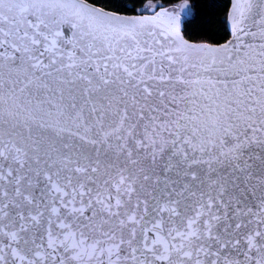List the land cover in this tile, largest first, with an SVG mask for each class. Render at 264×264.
Returning <instances> with one entry per match:
<instances>
[{
    "label": "snow or ice",
    "instance_id": "6c2138e0",
    "mask_svg": "<svg viewBox=\"0 0 264 264\" xmlns=\"http://www.w3.org/2000/svg\"><path fill=\"white\" fill-rule=\"evenodd\" d=\"M204 3L0 0V264H264V0Z\"/></svg>",
    "mask_w": 264,
    "mask_h": 264
},
{
    "label": "trees",
    "instance_id": "16d2710c",
    "mask_svg": "<svg viewBox=\"0 0 264 264\" xmlns=\"http://www.w3.org/2000/svg\"><path fill=\"white\" fill-rule=\"evenodd\" d=\"M191 2V0H190ZM201 16L203 17L204 13H206L208 11L206 4L204 3V0H201ZM194 11H196L194 9ZM217 33H219L217 35ZM209 37H215L216 39H219L221 36H223V30L220 28L219 25H217L215 28H213L209 33H208Z\"/></svg>",
    "mask_w": 264,
    "mask_h": 264
}]
</instances>
